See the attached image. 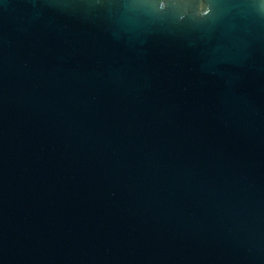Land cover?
<instances>
[{
	"label": "water",
	"instance_id": "1",
	"mask_svg": "<svg viewBox=\"0 0 264 264\" xmlns=\"http://www.w3.org/2000/svg\"><path fill=\"white\" fill-rule=\"evenodd\" d=\"M0 264H264V0H0Z\"/></svg>",
	"mask_w": 264,
	"mask_h": 264
}]
</instances>
